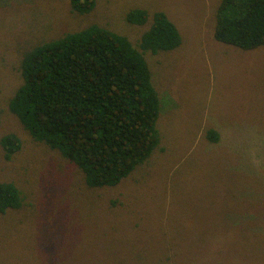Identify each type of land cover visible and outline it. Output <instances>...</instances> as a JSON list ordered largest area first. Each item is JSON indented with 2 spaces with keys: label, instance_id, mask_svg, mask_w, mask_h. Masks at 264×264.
<instances>
[{
  "label": "rangeland",
  "instance_id": "obj_1",
  "mask_svg": "<svg viewBox=\"0 0 264 264\" xmlns=\"http://www.w3.org/2000/svg\"><path fill=\"white\" fill-rule=\"evenodd\" d=\"M221 0H0V181L23 206L0 213V264H264V45L215 37ZM162 10L183 40L147 52L161 97V145L115 186L92 187L57 149L31 138L9 102L33 46L99 24L136 43L147 25L128 12ZM219 132L212 142L209 129Z\"/></svg>",
  "mask_w": 264,
  "mask_h": 264
},
{
  "label": "trees",
  "instance_id": "obj_2",
  "mask_svg": "<svg viewBox=\"0 0 264 264\" xmlns=\"http://www.w3.org/2000/svg\"><path fill=\"white\" fill-rule=\"evenodd\" d=\"M79 13L96 0H70ZM135 7L127 21L147 25L134 43L99 24L39 43L23 56V82L9 107L36 142L59 150L84 173L92 187L115 186L160 147L157 127L161 97L152 79L147 52L182 44L177 24L162 10ZM215 37L242 49L264 45V0H221ZM1 113V110H0ZM207 137L217 142L214 128ZM10 160L23 145L16 133L0 139ZM21 189L0 181V213L23 206Z\"/></svg>",
  "mask_w": 264,
  "mask_h": 264
}]
</instances>
